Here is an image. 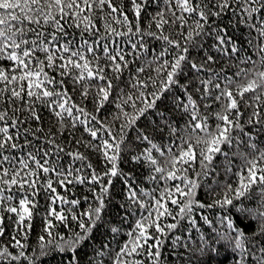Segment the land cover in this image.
<instances>
[{"label":"snow or ice","instance_id":"1","mask_svg":"<svg viewBox=\"0 0 264 264\" xmlns=\"http://www.w3.org/2000/svg\"><path fill=\"white\" fill-rule=\"evenodd\" d=\"M0 264H264V0H0Z\"/></svg>","mask_w":264,"mask_h":264},{"label":"trees","instance_id":"2","mask_svg":"<svg viewBox=\"0 0 264 264\" xmlns=\"http://www.w3.org/2000/svg\"><path fill=\"white\" fill-rule=\"evenodd\" d=\"M241 31H243V29H241ZM121 166H122V167H125V170H126V171H131V170H132L131 165H124V164H122ZM120 183H121V182H120L119 179H117V180L115 181V184H116L117 189H119V187H120ZM39 226H40L39 218H36V219H35V228H34L33 236L35 235V232L39 230Z\"/></svg>","mask_w":264,"mask_h":264}]
</instances>
